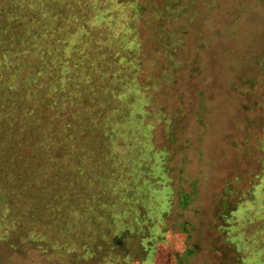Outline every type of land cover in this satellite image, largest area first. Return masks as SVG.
Masks as SVG:
<instances>
[{
  "label": "trees",
  "instance_id": "1",
  "mask_svg": "<svg viewBox=\"0 0 264 264\" xmlns=\"http://www.w3.org/2000/svg\"><path fill=\"white\" fill-rule=\"evenodd\" d=\"M220 2L0 0V213L6 206L1 203L5 200L1 194L4 185L21 190L23 197L28 191L22 180L28 156H19L16 164L11 151L19 153V148L33 146L32 140L37 150L45 152L51 160L54 172L61 178V186L69 185L66 194L67 189L44 179L38 194L39 197L46 194L45 199L68 201L69 207L56 222L62 229L63 248L70 244L72 232L74 235L71 228L77 220L82 227H88L93 219L98 220L88 205L82 213L74 210L76 215L67 209L83 208L87 183H96L98 165L113 164L119 158L116 148L123 146L129 137L122 127L124 120L133 114L139 122L149 123L156 118H147L148 115L170 113L172 108L159 106L160 101L165 102L180 75L188 72L196 77L198 64L193 72L189 71L186 48L190 42L198 51L207 46L206 35L217 27L212 23L207 26V17L220 11ZM213 6L215 9L209 13L208 9ZM192 37L197 40L193 41ZM259 61L260 74H264V50ZM249 124L253 133L249 137L251 149L245 166L237 170L240 176H235L237 185L233 186L228 176L223 179L224 191L233 189L236 199L232 205L222 206L223 212L218 218L222 222L219 227L230 231L237 252L248 249L249 245V253L243 254L236 264H264V251L258 246L257 237H247L235 229L232 221L238 211L250 213L249 200L252 202L254 197L259 202L264 200V116L249 120ZM140 127L143 128L142 124ZM146 140L145 146L137 150L124 220L120 219L117 226L115 223L103 232L100 241L105 244L113 245L115 238L125 235L136 238L138 233L132 232L136 220L152 222L161 216L156 213L163 203L156 198L155 184L161 179L158 169L164 158L156 157L148 134ZM70 159L83 160L81 166H72L74 175L73 170L71 174H64L70 167L66 165ZM11 162L15 163L14 167ZM58 162H64L67 168L63 169ZM175 193L176 189L171 191L167 205L172 204ZM256 203L252 204L264 209L263 204ZM101 212L104 219L113 217L105 203ZM16 224L17 229L28 228L25 224L23 227ZM90 231L91 228L83 232L84 238H89ZM146 238L149 237L143 236L142 241ZM100 241L97 237L94 241L93 235L95 247H99Z\"/></svg>",
  "mask_w": 264,
  "mask_h": 264
},
{
  "label": "rangeland",
  "instance_id": "2",
  "mask_svg": "<svg viewBox=\"0 0 264 264\" xmlns=\"http://www.w3.org/2000/svg\"><path fill=\"white\" fill-rule=\"evenodd\" d=\"M218 7L221 9L216 15L207 17V26L217 25L206 35L207 46L198 51L190 42L186 48L189 71L193 72L198 64L196 77L188 72L180 75L165 102L160 101L159 106L172 108L174 113L170 109L166 115H148L147 118H156L149 123L139 122L133 114L124 120L122 127L129 137L123 146L116 148L119 158L112 161L113 164L98 165L96 183H87L83 208L67 209L76 215L75 211L82 213L88 205L98 219H93L88 227L80 226L77 220L71 229L74 235L79 234L74 238L71 231L68 247L63 248L62 229L56 223L69 207L68 201L45 199L47 195L44 196L43 191L44 197L38 196L44 179L58 187L62 184L51 160L45 152L38 151L32 140L33 146L21 147L19 153L11 151L15 163L19 156H28L22 180L28 191L34 193L26 191L23 197L21 190L3 186L1 194L5 200L1 203L6 206L0 213V264H236L243 254L249 253V245L248 249L237 252L230 231L219 227L222 222L218 215L223 212V205H232L236 199L233 189L224 191L223 179L228 176L236 186L237 170L248 161L249 137L253 134L249 120L264 116V74H260L259 61L264 50V0H221ZM214 9V6L209 8V13ZM254 81L257 82L254 84ZM255 100L258 105H254ZM146 134L153 141L156 157L164 158L158 169L161 179L155 184L156 198L163 203L156 209L161 216H156L152 222L136 220L132 231L138 233L136 238L125 235L115 238L113 245L105 244L100 241L103 232L115 223L117 226L120 219L124 220L126 194L136 170L137 150L145 146ZM160 150L164 152L161 154ZM14 162L11 167L15 166ZM82 162V159H70L66 162L70 167L64 174H71L73 170L74 175L76 171L72 166H81ZM58 163L63 169L67 168L64 162ZM78 181L80 179L73 185ZM68 187L63 185L60 189H67V194ZM175 189V199L167 205ZM99 191L102 194H98ZM253 199L249 200L250 213L238 211L232 221L235 229L247 237L256 236L258 246L264 251V209L252 204L264 205V200ZM103 203L113 217L103 218ZM12 212H16V216ZM16 223L28 228L17 229ZM94 226L98 232L94 231ZM89 228V238H84L83 232ZM42 231L45 233L41 234ZM142 232L149 238L142 241ZM93 235L94 241L96 237L100 241L99 247L93 245Z\"/></svg>",
  "mask_w": 264,
  "mask_h": 264
}]
</instances>
